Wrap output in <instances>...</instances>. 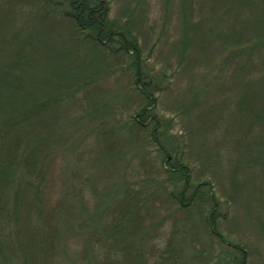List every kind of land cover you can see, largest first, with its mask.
<instances>
[{
	"label": "rangeland",
	"instance_id": "rangeland-1",
	"mask_svg": "<svg viewBox=\"0 0 264 264\" xmlns=\"http://www.w3.org/2000/svg\"><path fill=\"white\" fill-rule=\"evenodd\" d=\"M102 1L110 20H129L134 29L163 145L177 147L193 181L212 186L214 230L202 223L206 208L184 213L170 205L175 181L158 171L163 159L148 142L152 128H126L144 92L132 59L111 52L116 46L100 53L88 42H77L70 55L66 19L39 20V12L31 16L32 8L10 0L15 23L0 16V72L16 66V40L56 38L42 42L37 63L19 66L23 75L16 69L26 82L14 83V108L26 94L35 104L52 91L64 99L20 129L24 160L0 163L10 169V183L0 186V264H102L105 249L110 264H125L112 239L130 243L133 264H166L168 243L176 264H237L241 253L231 246L242 249L245 264H264V38L244 41L250 54L226 64L204 45L208 30H222L212 21L200 31L191 27L184 0ZM34 47L41 51L34 42L20 51ZM44 78L43 91L29 83Z\"/></svg>",
	"mask_w": 264,
	"mask_h": 264
},
{
	"label": "trees",
	"instance_id": "trees-1",
	"mask_svg": "<svg viewBox=\"0 0 264 264\" xmlns=\"http://www.w3.org/2000/svg\"><path fill=\"white\" fill-rule=\"evenodd\" d=\"M14 1L32 8L30 12L31 16L32 14L36 15L37 12H39V20H56V18H54L56 15H60V18L66 19L68 26L65 28L70 43L66 41V38H64V41L66 45H69V51L67 53L70 55L74 54V48H79L78 46L80 43L76 45L77 42H82L84 44L88 42L100 53H105L106 50L112 49V46H116V49L111 50V52L118 53L124 61L126 60V57L132 59V65L135 69V79L137 82H140V87L144 92H142V102L137 108V113L131 122L125 123L127 124L126 128H136L140 132L147 127L152 128V134L149 136L148 142H151L159 149L156 154L163 159V166H160L158 171L160 172L164 169V174H168L169 180L171 182L175 181L174 192L172 190L166 194L170 205L175 208L176 212L183 211L184 213L195 210V207L201 208V210L206 208L204 209L206 215L202 219V223L205 227L207 226V228L214 230L215 212L218 209V202L212 192V186L210 183L199 182L196 180L193 181L189 174L190 169H187V165L184 166L182 162L183 158L181 160L177 153V147H170L169 150H167L165 148L166 145H163V142H165L166 139L162 137H165L166 133L161 129V125L158 123L159 119L156 114L153 113L155 108L154 99L150 98L151 91L149 90V85H147L152 82V78L149 77L148 71H144L141 65L142 63H140L142 50L138 46V39L132 33V30L134 29L131 28L132 26L130 27L129 20L124 22H121L120 20H110V6L108 2L102 0ZM9 2L10 0H0V13H2L0 16L15 23V20L10 18H15V15L13 14L14 4L10 5ZM39 7L40 9L38 10ZM182 13L183 15L188 14L190 17V26L194 27L197 31H200V27L207 21H212L215 27L222 30V32L219 31L217 33H215L218 31L217 29L208 30L207 35L211 36V38H203L207 50L214 47L211 52L214 59H217L220 56L224 58L227 57V60L223 61L226 64H231V61L238 58H244L245 56L247 57V55L250 54L249 52L252 47L246 48L243 43L244 41L256 39V37L264 38V0H184V2H182ZM195 19L199 21L197 25L191 23L194 22L196 24L197 21H195ZM27 27L29 28L27 32L31 31L34 36H36L31 28L33 25L29 24ZM52 31L53 30L48 33L52 34ZM60 31H62V29L58 30V32ZM191 34H194V31H192V33L190 32V35ZM200 34H202V31ZM33 39V36L29 34V36L21 42L16 40L13 47H17L18 52L21 53L20 57L16 60V66L13 69L8 68L6 71L3 70L0 72L2 75L0 76V127H6L5 129H0V163L4 162L12 167H15L19 159L22 161L25 158L20 155V151H22L23 148L21 141L24 142L22 139V131L20 129L27 127L28 125L32 126L35 116L43 112L48 106L49 108L55 107L58 101L63 102L64 99L63 92L59 94L52 91V95L49 96L38 94L36 96L37 101L35 104L31 95L25 100L28 97L26 94V98L23 100V106L19 109L14 108L15 100L13 96L18 92L16 91L17 89L14 83L26 82L22 79V76L16 74V69L25 64V62L26 66L27 61L30 63L31 58H40V56L43 55L41 49L42 42H54L56 38H39L36 36L35 39ZM31 42H34L39 46L41 51L36 49V47L32 48V50L29 51V54H24L23 48V51H20V48L23 45H29ZM46 53L59 54L58 52L51 50ZM14 56L15 52L13 53L11 60H14ZM34 63L37 62L34 60ZM19 69L23 75V68L19 67ZM25 69L27 70V68ZM241 71L243 72V70ZM148 78L150 79L148 81L149 83L147 82ZM44 81L47 82L48 78H44L42 81L31 79L29 80V83H37L39 89V85L42 84L43 86L45 83ZM32 90L35 91V88ZM39 90L43 91L41 88ZM57 95L58 97L56 98ZM15 131L16 134L14 135ZM8 134L14 136L6 140ZM168 142L172 143L171 141ZM25 146L26 148H29L28 145ZM0 173V186H7V183H10L8 179L10 173L9 167L0 169ZM169 180L167 181L170 182ZM123 216L125 215H118V218L116 219L120 218L122 220ZM116 219L112 220L117 221ZM127 225H129V222H127ZM122 231V229L118 230V228H114L113 233L119 234L120 238H122L124 237ZM127 236L131 235L128 233ZM112 241L113 246H111V249H114L120 256L126 257L124 261L125 264H133V259L129 252L130 243H120V240L118 239H112ZM119 244L121 246L120 249H118ZM166 246L168 256L165 259V263L176 264L177 258L174 257V253H171L173 250L172 245L168 243ZM231 248L242 255H239L240 258L238 259L237 264H245V257L242 249L237 246H231ZM101 256H103L102 264H110L111 252L107 254L105 249V253ZM145 262V258H141L138 264H145Z\"/></svg>",
	"mask_w": 264,
	"mask_h": 264
}]
</instances>
